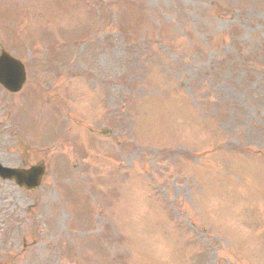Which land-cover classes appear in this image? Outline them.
<instances>
[{
  "label": "rangeland",
  "instance_id": "rangeland-1",
  "mask_svg": "<svg viewBox=\"0 0 264 264\" xmlns=\"http://www.w3.org/2000/svg\"><path fill=\"white\" fill-rule=\"evenodd\" d=\"M28 1L16 24L0 1L28 69L0 159L48 172L0 179V262L264 264V0Z\"/></svg>",
  "mask_w": 264,
  "mask_h": 264
},
{
  "label": "water",
  "instance_id": "water-1",
  "mask_svg": "<svg viewBox=\"0 0 264 264\" xmlns=\"http://www.w3.org/2000/svg\"><path fill=\"white\" fill-rule=\"evenodd\" d=\"M21 79H23L22 76L18 79L17 83H20ZM0 170L6 171V174L9 176H15L20 184H25L28 187H31L40 184L44 167L37 166L36 168H34V171L32 172L31 170L29 171V170L11 169V168H0Z\"/></svg>",
  "mask_w": 264,
  "mask_h": 264
}]
</instances>
